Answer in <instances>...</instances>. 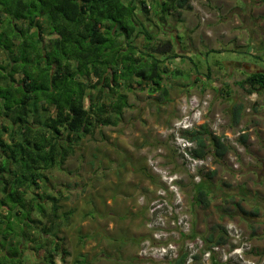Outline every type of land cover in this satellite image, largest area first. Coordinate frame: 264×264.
<instances>
[{"label":"trees","instance_id":"1","mask_svg":"<svg viewBox=\"0 0 264 264\" xmlns=\"http://www.w3.org/2000/svg\"><path fill=\"white\" fill-rule=\"evenodd\" d=\"M139 1L0 0V264H30V255L41 264L64 261L56 230L63 193L50 192V172L64 171L83 139L119 123L132 107L128 93L166 98L164 75H183L160 59L172 46L153 43L159 27L144 25L153 19L145 0L137 13ZM162 5L192 9L191 0L156 1L155 9ZM241 86L264 90V72ZM243 111V104L234 107V125ZM186 136L196 141L198 158L218 160L230 149L206 127ZM200 184L196 202L206 199ZM215 230L218 244L226 243L227 230Z\"/></svg>","mask_w":264,"mask_h":264},{"label":"crops","instance_id":"2","mask_svg":"<svg viewBox=\"0 0 264 264\" xmlns=\"http://www.w3.org/2000/svg\"><path fill=\"white\" fill-rule=\"evenodd\" d=\"M141 1L137 2L138 14L142 11ZM156 1L166 2L145 0L149 18L153 21L151 25L145 21L144 25L153 32L155 27H159L153 43L170 44L172 51L169 54L178 56L166 61L168 54L160 56V59L165 61L169 72L178 70L183 75H164L163 87L168 90L166 98L159 97L158 93L149 95L145 91L149 98L145 99L143 106L130 103L132 107L128 108V111L138 110L139 114L133 118L126 117L124 111L119 123L110 126V131L103 136L108 145L103 146L99 155L95 151L96 165L90 163L89 167L93 166V170L88 176V185L81 184V187L73 188L63 186L61 217L56 230L58 242L68 255L61 264H143L138 256V247L140 241L151 232L144 223L148 215L147 208L138 204V198L144 195L147 200H151L159 186L158 178L148 166V158L157 148L165 146L164 164L176 172L183 171L161 132L179 116L180 102L188 94L211 91L223 96L219 98V103L230 97L231 90L227 88L231 83L241 84L238 80L243 74L238 75V72H250L248 76L264 72L249 63L227 61L224 65L218 59L213 60V65L206 68L210 74L200 73L201 75L196 76L174 64L183 61L192 63L193 53L202 51L204 46L214 54L220 53L221 49L217 47L219 42L229 45L235 42L234 45L239 47L251 43L260 50L264 46V36H260V31L264 29V16L261 14L264 13V0L255 1L257 8L248 7V0L242 3V8H248L252 17L257 18L254 23L243 14L235 0H214L218 4L205 8L204 12L209 17L201 22L194 7L191 10L170 7L171 10L165 11L168 6L162 5L154 11ZM166 15H169V21ZM141 16L144 18L145 15ZM260 17L263 20L259 21ZM179 25L182 26L181 29L178 28ZM168 37L174 38L175 43L168 40ZM205 58L207 63L210 62L209 57ZM187 74L188 82L179 81L176 84L175 79L171 78V82H168L170 75ZM190 87L193 89H189ZM237 103L244 105L241 101ZM233 104L229 100L223 104L227 109H232L229 117L231 122ZM258 109H261L259 112L256 110L261 117H253L256 124L254 129L262 131L264 138V102ZM244 120L248 119L242 114L239 124L234 125L232 122V125L238 127ZM202 127L211 132L208 123H204ZM254 133L252 136L244 134L246 145L255 142L257 138ZM251 146L248 148L257 147L253 155L255 160H245L241 156V168L238 172L224 171L228 152L218 159L215 171L205 175L200 184H207L205 187L201 186L206 191V199L200 198L196 202L195 188L187 175L184 177L183 190L192 208L194 234L211 241L214 236H220L219 231L215 230L216 226L221 225L226 229L235 225L249 238L257 255L264 253V147L254 144ZM211 177L213 182L209 179ZM58 190L53 188L52 193L55 195Z\"/></svg>","mask_w":264,"mask_h":264},{"label":"rangeland","instance_id":"3","mask_svg":"<svg viewBox=\"0 0 264 264\" xmlns=\"http://www.w3.org/2000/svg\"><path fill=\"white\" fill-rule=\"evenodd\" d=\"M235 1L237 5L240 6V9L243 11V14L248 19L251 18V22L254 23V21H256L257 18L255 16L252 17L253 15L249 13L248 8L247 9L242 8L243 6L242 3L246 2L247 0H235ZM255 1L257 0H248L247 1L249 3L248 7L254 6V8H257ZM214 3H216V5L218 4L217 2H214V0H191L192 7H194L197 10L196 12L197 16L201 17V19L199 18L200 22L202 19L205 20L208 16V14L204 12L205 8L211 7ZM154 11H155V7H154ZM261 14L264 16V13H261ZM166 16H167L166 18L169 17V15H166ZM208 20L209 18L207 19V21ZM260 20H263V18L260 17L259 21ZM168 21H169V18H168ZM178 28L181 29L182 26L179 25ZM260 33H261L260 34L261 37L264 36V29H262ZM168 40H172L173 41L172 43H175V40L172 37H168ZM234 43L235 42L229 45V44H224L223 42H219L217 47L221 49L220 50L221 52L216 53V54H214L213 51H209V49L206 48V46H204V49L202 51L198 53L197 52L193 53L192 63L190 61H183V62H176L174 64L178 66L179 68L185 69L186 72L191 71V73L196 76L198 74L199 75L201 74L206 75L207 73L210 74L209 72L206 71V68L208 67V65H213L214 63L213 60H218V59L221 60L224 63V65H226L227 61H235V62L249 63V64H252L253 66H257L259 69L264 70V48H263L264 46H262L261 49L259 50L257 49L258 47L256 45H253L251 43H248L246 46H243V47L234 45ZM206 56L210 58V62L208 63L205 58ZM224 68L226 69V67ZM249 73L250 72H245V73L242 71L238 72V75L240 74H243V75L239 77V80L237 78V80L241 82L242 84V81L248 76ZM188 75L189 74H187V76L170 75L168 76V80H169L168 82H171V79H175L176 84L179 81L188 82L187 81L189 80V78H187ZM241 84L237 85L235 82L231 83L230 87L227 88L228 90H231L230 97L229 98L225 97L226 99L219 103H217L219 98L223 96H220L219 94L211 92V91L203 92L201 94H194V93L188 94V96H186L180 102L179 116L176 118V120L173 121L172 124L165 127V129L161 132L162 137L164 136V138H166V143L168 142L167 144H169L168 146L170 147V143H169L170 135L169 134L171 132V128L174 125V123L181 117L182 102L185 99H187L189 96H201L202 97L203 95L209 94L212 98V102H211L209 112L207 116L205 117L204 123L209 124V128L211 129V132L214 135L222 136L223 142L230 148L227 154V158H226L227 161L225 163L226 169L224 171H229L232 173L240 171L241 162L239 163V161H240L241 156H244L245 160L251 159V161H254L255 160L253 156L255 155L254 149L257 147H254V149L252 148L250 149L248 148V146L252 147L251 145L254 144L255 146L264 147V138L262 136V131L254 129L256 127V124L253 119L254 116H260L259 114H257V111L258 112L261 111V109L259 110L258 108H259V105L262 102H264V90H256L253 93H249L246 90L247 88L241 86ZM189 89H193V88L190 87ZM224 93L225 92H223V94ZM148 98L149 97L147 93L145 92L128 93L129 103L134 104L135 106H137L138 103L140 106H143L142 103H145V99H148ZM227 100H229L230 104L234 103L233 107H236V105H238L237 102L239 101L244 103L243 117L244 116L247 117L248 120L247 121L244 120L245 122H242V124H240L238 127H234L232 125L231 119H229V117L231 116L232 109L230 110V109H227V107L223 106L224 102ZM132 111H135V113H131ZM132 111L131 110L128 111V109H126L125 110L126 117L133 118V116H136L139 114L138 110L136 111L134 109ZM219 120L223 122V125H219L220 123ZM258 123L260 124V122ZM253 129L254 131H252ZM108 131H110V126L103 127L101 130H99V132L95 134L94 137H88L86 139H83L80 142V145H79V148L76 154L73 157L69 158L68 162L66 163L65 170L59 171L58 169H55L50 172L52 186H54L55 188L54 190L59 189L62 191L63 186L65 185L66 186L69 185L70 188L81 187V184L88 185V182H90L88 176L92 174L93 166L96 165L95 160L97 159V155L95 154V151L99 155V152L101 151L103 146L108 145V143L105 142L103 138L104 135H107ZM159 131H161V129ZM253 133L255 134L258 140L255 139V142L247 144V145L241 142L242 135L249 134L252 136ZM204 136L207 137L206 135ZM164 147L160 148L164 152L163 156L166 154V150ZM175 156H176V153H175ZM208 156H210V158L213 161L212 170H210L205 175L212 174V172H214L216 169L215 166L219 164L218 162L219 160H216L214 156H212L211 154H209ZM176 158H177L179 165L181 166L179 158L177 156ZM162 161H163V158H162ZM90 163L94 164L91 168L89 167ZM178 173H181V172H178ZM181 174H183L184 177L186 176V172L184 171V169ZM209 179L212 181L213 177ZM203 180H204V177L202 178V181ZM201 186L205 187L207 186V184L204 183ZM50 192H52V190ZM142 197L145 198V196L142 195L138 198V201ZM188 204L190 206L189 202ZM140 206H144V205H140ZM190 210L192 211L191 206H190ZM94 215L95 214H93V216ZM226 230H227V233L225 236L226 243H223V244H218L219 237L217 236L216 237L214 236V238H211L212 239L211 241H208L205 237L196 235L192 231V235L189 237V240L191 242L193 241L195 242V239L199 238L201 239L203 243L201 252L197 255L196 259L194 260L192 264H264V253L257 254V255L254 253L253 245L251 244L249 238L245 236L244 232L239 227L232 225L229 228H226ZM150 235L148 237H150ZM144 239L146 238H143L140 241V243ZM140 243H139L138 251L140 249ZM245 243L246 245H250L251 249L249 251L244 250ZM194 248H197V247H194ZM212 248H219V250L212 251L211 257L209 259H205L203 257L204 253L209 251ZM183 252L184 251H182L181 253ZM33 254L36 255V253H33ZM30 256L31 257L28 259L30 264H41V261H42L41 257L32 256V255ZM257 256L258 258H256ZM142 261H143V264L147 263L145 259H142Z\"/></svg>","mask_w":264,"mask_h":264},{"label":"built area","instance_id":"4","mask_svg":"<svg viewBox=\"0 0 264 264\" xmlns=\"http://www.w3.org/2000/svg\"><path fill=\"white\" fill-rule=\"evenodd\" d=\"M211 102L209 94L185 99L181 106V117L174 123L169 134L170 147L193 185L202 182L205 174L212 170L213 161L210 156H195L197 143L186 134H192L202 126ZM219 121V125H223ZM163 154V150L159 148L148 158V166L158 178L159 186L154 198L147 200L142 197L138 201L147 208L145 226L151 232L150 237L140 243L138 256L145 259L146 264H177V260L184 253V264H192L201 252L203 243L199 238L195 242L189 240L193 231L192 213L183 190L184 176L164 165ZM244 246L245 251L251 249L246 243ZM218 250L219 248H212L203 257L209 259L212 251ZM182 251L184 252L181 253Z\"/></svg>","mask_w":264,"mask_h":264}]
</instances>
